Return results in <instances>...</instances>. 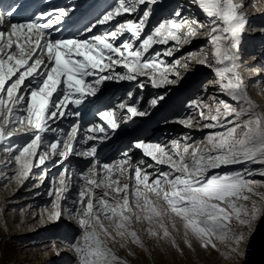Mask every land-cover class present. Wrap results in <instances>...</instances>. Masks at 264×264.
<instances>
[{
	"label": "snow or ice",
	"instance_id": "1",
	"mask_svg": "<svg viewBox=\"0 0 264 264\" xmlns=\"http://www.w3.org/2000/svg\"><path fill=\"white\" fill-rule=\"evenodd\" d=\"M159 2L116 0L114 7L85 24L77 36L67 39L53 37L51 30L62 24L70 10L56 8L21 22L13 19L19 4L0 9V144L5 145L8 163L14 160L17 165L14 175L6 178L9 184L15 181L22 185L31 168L58 157L55 163L62 166V171L52 178L48 195L53 200L50 208L42 209L40 222H58L65 214L76 222L81 234L68 244L75 264H129L109 243L119 242L123 248L130 241L147 252L144 235L157 244L170 242L181 255L178 240L193 251L195 240L206 250L211 248L234 259L240 255L239 245L245 239L242 229L248 227L251 231L252 224L264 216V193L257 191L264 187V181L250 178L264 177V111H258L259 105L250 98L240 72V48L249 23L244 0H192L205 14L206 23L182 16V9L177 8L145 33ZM251 6L255 7V2ZM124 14L139 15L93 33L97 25L109 24ZM204 28L208 29L211 52H191L183 62L176 59L171 64L161 58L173 56ZM54 30L60 31L59 27ZM126 34L129 38L117 44ZM169 41L175 42L172 47L146 58L153 45H167ZM193 60L210 68L221 92L236 102L233 106L210 97L212 104L199 98L188 104L201 120L209 121L203 128L223 131L210 132L206 144L201 141L197 145L189 143L188 136L183 137V142L170 141V147L138 140L114 164L100 163L96 143L83 147L89 141L110 139L121 123L132 121L133 117L151 115L166 94L153 97L148 107L141 109L142 97L137 99L134 91H129L128 99L115 108L97 113L102 123H92L87 128H82L81 112L69 109V104L79 109L88 97L97 95L105 81H136L140 89L148 83L154 88L175 84L182 75L181 65L187 70ZM117 67L124 71L117 72ZM145 76L146 80L140 79ZM89 77L93 79L88 80ZM68 117L76 118L69 131L52 127ZM177 122L193 127L191 116ZM25 131L31 132L30 142L13 146L10 138ZM48 132L56 134L53 141L45 138ZM133 149L142 150L155 164L143 159L134 163L129 155ZM15 152L19 154L14 155ZM26 156L29 159H23ZM70 156L88 159L90 166L78 171L65 164ZM32 159L37 163H32ZM0 164H5L4 159H0ZM158 165H167L168 170L163 171ZM236 165L246 167L214 171ZM149 168L154 171L148 172ZM113 172L118 173L115 178ZM126 172L127 182L121 184ZM73 174L79 190L71 200L73 207H67L61 202L69 200ZM0 177H4L3 172ZM45 177L47 169L41 182ZM98 189L102 191L97 192ZM121 193L122 197L117 198ZM253 196L259 199L252 200ZM2 215L0 209V218ZM137 224L146 226L138 231ZM0 227L8 231L6 221ZM6 243L7 239L0 237V245ZM51 246L59 255L55 239ZM129 255L134 253L129 251Z\"/></svg>",
	"mask_w": 264,
	"mask_h": 264
},
{
	"label": "rangeland",
	"instance_id": "2",
	"mask_svg": "<svg viewBox=\"0 0 264 264\" xmlns=\"http://www.w3.org/2000/svg\"><path fill=\"white\" fill-rule=\"evenodd\" d=\"M24 1H21L23 4H19L20 7L17 15H19V12L25 10ZM60 1H63V3ZM253 2H255V7L251 6ZM115 3L116 0H39V2L33 0L32 5L36 8V12L33 13L32 9L29 17L44 13L45 11H40L41 8L44 10L51 7V9L63 7L70 10L68 16L60 24L63 26L62 28L59 27L60 31L57 32L54 29L51 31L53 37L67 39L77 36L79 34L78 30L83 29L82 25L79 29H76V26L81 21H84L82 18H85L86 24L94 22L106 11L110 10L111 7H114ZM244 4L249 23L247 31L243 34L240 48V72L244 77L250 98L259 105L258 111H264V32L261 31V29H264V0H244ZM83 8L85 9L83 10ZM177 8L182 9L181 14L184 17H195L202 23L207 22L205 14L192 0H160L153 8V14L150 17L145 33L150 32L154 26L158 25L165 18H169ZM138 15L124 14L109 24L97 25L93 29V33L98 34L99 32H103L117 22H124L126 19H137ZM68 20L71 22L64 23ZM19 21L23 22L27 20ZM72 22L73 24L70 26ZM207 33V28L202 29L192 39L190 44L183 45L180 51L175 52L171 57L161 58L171 64L176 59H181L183 62V58L187 57L191 52L199 53L201 49L211 52ZM126 38H129V34L121 37L116 43L119 44ZM174 43V41H169L167 45H153L149 53L146 54V58H150L157 51L163 52L164 49L172 47ZM257 70L259 71L257 72ZM116 71L121 72L124 69L117 67ZM181 74V78L177 83L161 88H154L151 83H148L145 88L140 89L136 87V81H105L97 95L95 97H88L79 106V109L69 104V109L81 112L80 122L82 128H87L92 123H102L97 113L108 108H115L117 104L128 99L127 93L129 91H134V97L137 99L142 97L140 102L141 109L147 108L148 102L153 97L166 94L165 99L155 109L151 110V115L133 117L132 121L121 123L110 139L104 142L89 141V145L83 147L96 143L97 156L100 163L114 164L138 140L160 143L162 145H169L170 147V141L175 139L183 142V137L188 136L191 137L188 142L197 145L199 142L205 141L206 136L210 132L223 131V129L203 128V124L209 121L201 120L199 113L188 107L191 100L198 98L208 104H212L213 102L209 99L210 97L224 100L233 106L236 105L235 101L221 92L219 85L215 83L216 77L214 72L210 68L200 65L193 60L187 70H184L181 65ZM92 79L93 77L88 78V80ZM140 79L146 80L147 77H141ZM170 79H176V77L171 76ZM257 82H259L258 86ZM25 83L27 84L28 81H25ZM53 98H55V94H53ZM207 114L208 111L205 109V115ZM189 116L193 117V128L185 127L177 122ZM75 120V117L62 118L55 124H52V127L63 128L67 132ZM44 135L49 141H53L56 136L55 133L51 132ZM31 138V132L25 131L16 134L10 140L13 146L16 144L23 146L30 142ZM4 147L5 145L0 144V159H4L5 161V164H0V172L4 173V177H0V209L3 210L0 225L6 221L8 231L5 232L0 227V237L7 239L6 244L0 245V250H2L0 264H75L74 254L68 244H70L74 237L81 234V229L76 222L70 219L67 214L63 215L58 222H40L42 209L46 207L50 208L53 200V197L48 195L49 190L53 187L52 178L54 176L58 177L62 171V166L55 163L58 157L53 156L51 160H46L45 164L31 168L28 178L24 180L22 185H17L15 181L9 184L6 177L14 175V169L17 165L14 160L8 163L9 157L3 151ZM40 150H42V146L41 149H38V151ZM18 154V152L14 153V155ZM129 155L134 163L141 159L147 163L154 162L150 157L144 156L140 149H133L129 152ZM23 159L29 158L26 156ZM32 163H37V160L32 159ZM65 164L75 167L78 171H84L90 166L88 159L79 156H70L68 161H65ZM244 167L246 165H236L214 171L229 172ZM251 167L259 168L261 166L252 165ZM45 169H47V177L41 182ZM161 170L167 171V165H162ZM117 175L118 173L113 172V178ZM128 175L126 172L125 178L121 180V184L127 182ZM250 178L264 181V177L260 176ZM72 179L73 187L68 193L69 200L61 202L67 207H73L71 200L76 198L79 190L75 183L77 176L73 174ZM80 183L83 182L81 181ZM100 191L102 190H97V192ZM257 191L264 193V187L257 189ZM111 195L116 196V193H111ZM122 195L123 193L117 198L122 197ZM258 199L256 196L252 197V200ZM177 223L179 225V220H177ZM143 226L146 225L137 224L135 227L139 231ZM242 230L245 233V239L239 245L240 255L234 259L222 256L220 252L211 248L206 250L195 240L193 241L194 251L190 250L182 240H178L180 248L183 250V254L181 255L180 252L171 246L170 242L160 241L157 244L154 239L149 238L147 235L143 236L144 243L148 249L147 252L130 241L123 248L120 247L119 242H110L109 246L119 256L129 261V264H264V216H261L252 224L251 231H249L248 227H244ZM53 239L56 240V247L59 249V252L67 256L62 257L61 253L57 255L52 250L51 241ZM61 240H65L67 243H61ZM3 245H5L4 250ZM218 247L223 249L224 245H218ZM129 251L134 253V255H129Z\"/></svg>",
	"mask_w": 264,
	"mask_h": 264
},
{
	"label": "bare ground",
	"instance_id": "3",
	"mask_svg": "<svg viewBox=\"0 0 264 264\" xmlns=\"http://www.w3.org/2000/svg\"><path fill=\"white\" fill-rule=\"evenodd\" d=\"M22 0H0V9H3V8H7L9 5H11V4H23V2H21ZM26 1V2H25ZM24 1V5H25V10L24 11H22V12H19V15H17V13L16 14H14V17H13V19L14 20H30L31 19V17L32 18H34V17H36V15L35 16H30L29 17V15L32 13V9H33V13L34 12H36V8L32 5V1L31 0H25ZM37 2H39V0H36ZM54 1V0H53ZM59 2V1H58ZM61 2V1H60ZM61 3H63V1L61 2ZM60 3V4H61ZM48 5V4H47ZM66 5H68V4H66ZM52 6V5H51ZM57 7V6H56ZM52 8V7H51ZM40 9V11L42 12V11H51L52 9ZM70 8V7H69ZM30 9H31V11H30ZM85 8H83V10H84ZM67 10V9H66ZM19 11V10H18ZM17 15V16H16ZM73 15V14H72ZM68 16V15H67ZM72 18V17H71ZM65 19V18H64ZM82 19H84V21L82 22H80V24H78L77 26H76V29H79L80 27H81V25L82 26H84L85 24H86V21H85V18H82ZM69 22H71V21H66V22H64V23H69ZM72 24H73V22L70 24V26H72ZM55 27L56 26H54V29H55ZM57 27H63V26H57ZM68 27V26H67ZM52 31V30H51ZM193 128V127H192ZM195 129H197L196 127H195ZM150 164H155V162H151ZM158 167L161 169V167H162V165H158ZM148 172L150 171V172H153L154 171V169H152V168H149L148 170H147ZM194 241V240H193ZM193 241H192V243H193ZM4 248H5V245H3V250H4ZM61 253V252H60ZM61 255H62V257L64 256H67V255H65V254H63V253H61Z\"/></svg>",
	"mask_w": 264,
	"mask_h": 264
}]
</instances>
